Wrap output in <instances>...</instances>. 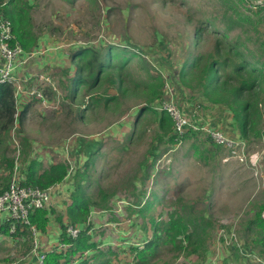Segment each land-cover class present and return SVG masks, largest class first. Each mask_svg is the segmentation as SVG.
Listing matches in <instances>:
<instances>
[{"label":"rangeland","instance_id":"obj_1","mask_svg":"<svg viewBox=\"0 0 264 264\" xmlns=\"http://www.w3.org/2000/svg\"><path fill=\"white\" fill-rule=\"evenodd\" d=\"M39 2L41 5L36 7L37 20L40 23L48 21L52 24L50 28L53 27L51 31L54 30L55 34L50 36V40L54 44L63 45L59 49L56 47L55 50L63 52L64 61L54 66H42L37 73L44 74H32L29 78L22 79L23 84L28 79L32 80L33 88H26L29 92L32 90L46 92L41 99L37 93H22L30 97L35 95L39 100V103L34 102L31 105L32 111L25 122L24 135L34 141L35 153L33 148L32 156L38 158L37 160L44 166L52 162L67 164L69 173L65 183L71 188L66 187L67 192L64 191V195L69 199L74 188V180L76 183L86 163L87 175L79 179V182L90 198L97 200V192L101 187L106 191L115 190V194L108 199L106 209L104 208L107 217L102 221L116 218L114 215L117 214L119 220L120 217H124L122 221L125 217L137 218L135 226L125 223L128 228L136 230L135 235L133 230H129L128 235L120 238V243L117 240L121 236L118 229L124 230L123 225L118 226L112 223L117 221L107 220L108 223L104 225L106 233L102 237L107 244L106 247H113L114 251L99 254L95 259L96 262L88 263L102 264L104 260L111 259L112 264H125L130 254L129 247L141 246L147 235L151 236L152 220L166 221L169 213L178 211L182 206L190 203L196 204V211L205 208L206 214L213 223L209 248L202 264H243L242 260H246L245 264H255L256 257L246 255L245 245L241 244L242 240L238 236V228L245 216L255 214L254 208L257 206L255 202L263 190L261 187H264L261 185L256 187L255 183H251L256 179L250 165L234 158L226 148L215 144L203 132L188 133V136L174 145L167 137H161L158 150L159 153L162 154L164 151L166 154L159 156V160L155 163L152 171L155 175L142 182L140 166L145 160L150 138L155 134V123L150 114L145 115L146 120L144 119L142 123L144 129H141L142 136L130 140L129 134L141 98L125 97L119 105L123 114L113 113L101 104L95 113H88L85 119H80L76 115L77 109L90 98L79 92L71 102L68 88L69 74L72 76L75 72V65L70 59L74 48L83 45L104 47L108 43L121 45L128 43L136 46L141 52L136 51L151 64L150 73L158 74L161 71L164 78L169 77L171 80L170 82L167 79L169 84L177 87V81L174 80H177L181 64L188 52L194 51L191 44L194 43L192 32L195 22L204 16L219 15L220 17L221 1L39 0ZM244 7L248 8L249 4L245 3ZM260 29L264 33V23L260 25ZM211 41L204 34L196 51L209 48ZM34 51L37 54L27 53L25 62L31 54L37 56L43 52L42 48ZM138 62V58H131L124 69V72L130 74L127 75L128 78L133 80L146 78ZM29 86L25 85V87ZM104 86L108 94L115 93L110 85L104 84ZM184 90L185 95L174 97L177 104H182L186 98L191 104L195 103L203 109V103L199 101L197 92L186 88ZM100 94L102 93L95 92V96ZM134 106L137 108L133 112ZM12 137L17 140L16 133H13ZM89 144L93 145V149L87 147L84 151L83 148ZM258 149H262L261 143L254 142L249 144L247 152H258ZM2 151L14 157L12 142L10 146L6 143L0 145V153ZM21 160L20 156V159H16L14 163L18 172ZM261 169L264 171V165ZM5 171L6 168L3 170L0 167V172L3 173L0 176L2 188L9 182L5 177L8 173L5 174ZM134 181L136 191L132 188L135 186ZM123 198L128 200L127 204L145 199L144 205L147 207L137 216L128 215L129 206L123 203ZM116 200L120 208L125 206L119 213L117 207L116 212L114 211L113 205L116 204ZM130 209L138 208L130 207ZM93 215L95 213L92 214V218ZM231 232L234 233L236 244L229 236ZM234 247H238L239 250ZM234 250L238 251L239 255ZM111 263L109 260V264ZM146 264L198 263L196 259H187L182 251H176L175 246L160 245Z\"/></svg>","mask_w":264,"mask_h":264},{"label":"trees","instance_id":"obj_2","mask_svg":"<svg viewBox=\"0 0 264 264\" xmlns=\"http://www.w3.org/2000/svg\"><path fill=\"white\" fill-rule=\"evenodd\" d=\"M220 1L222 4L220 17L219 15L204 16L195 22L192 32L194 43L191 44L194 51L188 52L181 64L177 80L174 81H177V89L182 90L180 96L185 95L184 88L195 90L201 103L227 108L232 114L233 124L239 130L241 138L251 144L264 137V33L260 29V25L264 23V5L255 6L253 0ZM245 3L249 4L248 8L244 7ZM40 5L39 0H35L34 3L28 0H0V20L1 18L10 20L14 42H17L27 53L34 51L33 46L42 31H46L50 36L55 34L54 30L51 31L53 27L50 28L52 24L48 21L35 22L33 8ZM204 34L206 38L212 40L211 45L205 50L196 51ZM126 44L108 43L104 47L83 45L74 48L70 59L75 65V72L68 77V88L71 102L79 92L90 98L77 109L76 115L80 119H85L88 113H95L101 104L105 109L120 114L123 110L119 105L125 97L141 98L138 108L132 107V110L137 108V113L129 138L134 140L135 137L142 136L143 120H146L145 115L150 114L155 123V134L150 138L145 160L140 166L143 176L141 180L144 182L155 175L152 172L155 163L159 160V156L166 154L164 151L161 154L158 150L161 137H167L174 145L189 134L199 132H187L180 139L176 137L169 114L157 108L164 98L165 79L170 82L171 80L169 77L164 78L161 71L158 74H151V64L138 52L140 50L134 45ZM120 46L128 50L119 48ZM131 58H138V64L145 72L146 78L133 80L127 77L130 74L124 72V69ZM104 84L110 85L115 93L108 94ZM97 91L102 94L95 96ZM175 97H177L176 92ZM183 101L188 103L186 98ZM175 102L177 103L176 100ZM193 104L200 109L198 105ZM178 105L183 113H186L185 107ZM25 116L26 109L16 110L15 87L8 83L0 84V145L6 143L10 146L12 142L14 150V157L5 151L0 153V167L3 170L6 168L5 174L8 173L5 177L10 182L15 160L20 159L21 156L20 163L27 164L26 179L22 181L24 184L47 188L62 182L68 173L66 163L56 162L43 167L36 158H28L31 141L19 134L23 131ZM16 124L18 128L15 127ZM13 133H16L17 140L13 139ZM210 153L213 154L212 150ZM91 155L93 159L94 152ZM86 169L85 163V169L79 174V179L85 178ZM2 174L0 172V176ZM79 179L76 183L74 180V188L70 194L71 202L66 210L68 221L63 226L64 230L67 224L86 223L91 207L106 209L108 199L115 194V190L106 191L101 187L97 192L98 199L93 200L86 194ZM9 182L3 188L0 187V191L5 189ZM132 188L136 191V184ZM195 209L196 204L188 203L178 211L169 213L166 221L152 220L153 236L141 247L131 248L133 254L131 264H146L160 245L175 246L176 251H182L187 259L196 257L197 260H203L209 248L213 223L206 214L205 208L200 211ZM257 213L253 219L240 223L238 236L249 246L252 256L260 259L255 261V264H264V219ZM47 215L45 209H37L30 214V223L38 230L44 231L48 221ZM10 223L11 220L5 225L8 232ZM19 228L18 225L15 233L20 231ZM25 229L30 230L24 225L23 230ZM63 235V241L71 245L66 251L47 252L42 264H68L77 252L95 247L87 233V227L81 229L75 239L68 238L66 233ZM238 247L234 248L239 250ZM106 263L107 260L102 262V264ZM81 264L89 263L83 260Z\"/></svg>","mask_w":264,"mask_h":264},{"label":"crops","instance_id":"obj_3","mask_svg":"<svg viewBox=\"0 0 264 264\" xmlns=\"http://www.w3.org/2000/svg\"><path fill=\"white\" fill-rule=\"evenodd\" d=\"M28 1L32 2V3L35 2V0H28ZM36 12H37V8L34 7L33 8V16H34L35 22L39 21V20H37ZM42 32L43 33L37 38L36 44L33 46L34 49L42 48L43 52H40L42 54L34 56L37 53H35V51H33L32 53H35V54H31V56H29L28 60L24 64L17 66L13 71L14 75L17 78H19L21 85H22V88H24L25 90H27L26 88H28V89L33 88L32 80L29 81V79H28L25 82V84H23L22 79L23 80L27 79L32 74H44L42 72L37 73V71L40 69V67H42V66H44V67L45 66H54V65H57L58 62L62 63L64 61L63 52L61 50H58L63 45L59 44V43H56V44L52 43L50 40V38H51L50 35L48 33H46L45 31H42ZM47 42H49V43H47ZM56 47L58 48L57 50H55ZM24 54H25V58H27V52L24 51ZM24 54L19 56L18 60L22 59L24 57ZM70 76L71 75L69 74V77ZM25 85H30V86L25 87ZM173 87H175V86H173ZM43 91L45 92V90H43ZM174 91H176V94L178 96L181 94L182 90H179V89H177V87H175ZM20 93L21 94H19L18 92L17 93L15 92V104H16V110H18V111L26 109V116H25V119H24L23 124H22V130H23L22 133L23 134L19 133L21 135H24L25 134V132H24L25 122L27 121L26 120L27 116L32 111L31 105L34 102L39 103V100L37 98H35L36 97L35 95H34V97H30L26 94H22L24 92H20ZM185 94H186V92H185ZM181 105L183 107H185L186 114H188L191 110H193L195 108L194 104H191L189 101H188V103L186 101H183ZM202 106H203V109L202 110L199 109V111H198L200 113L199 120L201 122L207 123L210 126L217 128V129L221 130L222 132H225L229 137L236 138V139H242L240 136L239 130L233 124L232 114L230 113V111L227 108L222 107V106H217V105H211L209 103H203ZM133 112H134V109H133ZM15 127L18 128V125L16 124ZM24 136L29 138L27 135H24ZM30 141H31V152L28 155V158H35L32 156L33 148H34V153H35L34 141H33V139H30ZM258 142L261 143V146H262V149H260V150L258 149L259 150L258 152L261 153V156H262L261 164L264 165V137ZM100 143H101V141H100ZM249 144L250 143H248V145ZM87 147L93 149V145L89 144L88 146L86 145L83 148V150L85 151L87 149ZM163 155H165V154H163ZM52 163H56V162H52ZM41 164L43 167H47V166H44L43 163H41ZM26 166H27L26 162L20 163V171L19 172H18L17 166H14L12 177H14V176H15V178L18 177V180L24 181L26 179L25 178ZM66 178L67 177H65V179L62 182L57 183V184L52 186L51 202L48 205V207L44 208L48 212V215H47L48 221H47V225H46L44 231H40L36 228L35 233H33L31 230H28V229L20 230L19 232L14 233V234L9 233L7 231V228L5 227L6 223L10 220L9 219V213H8V211L0 212V264H39L40 257L44 256L47 252H50L53 250H56L57 252L66 251V249H63V248L61 250L59 249V244L61 242H63V236H64L63 234L66 233L65 230L63 229V226L68 221L67 216H66L67 206L71 202V197L69 199L64 195V191L67 192L66 187L71 188V186L68 187L67 184L65 183ZM251 183H255L256 187H261L260 184L257 182V180L251 181ZM261 188L263 190H261V193H259V197L256 199L257 202H255V203H257V206L254 208L255 214L253 216H251L252 215V213H251V214H249V217L245 216L244 221H249V220L253 219V217L256 216L257 212L260 214L261 211L264 210V187H261ZM123 199H124L123 203H125V205L127 207L129 206L128 215L129 214H133V215L135 214V216H137L140 213L144 212L145 208L147 207V205H144V203L146 202L145 199L138 200V202H136V203H133V201L131 199L132 203H129V204H127L128 200H125V198H123ZM117 201L118 200H116V204L113 206L115 209L114 211L116 212V207H117L118 208L117 212L119 213V212H121L122 208H125V206H121V208H120L119 205H117ZM249 203L250 202H248V204ZM130 207H135V208L142 207V208L137 209V210H132V209H130ZM105 212H106V210H104V209H101V208L97 209L96 207H91L89 215L87 217L88 218L87 222L78 224L81 229H84L85 227H87V233L90 235L91 242L94 243L95 249L94 248L87 249L86 251H88V252H87L86 256H80L77 260H73V258L76 255L80 254V252H77L74 256L71 257L68 264H71L73 261L75 262V264H81V262H83V260H86L87 262L93 263V262H96L95 259L99 256V254L106 253L110 250L114 251L113 247H110V248L106 247L107 244H106V242H104L103 237H102L106 233V230H105L106 228L104 225H105V223H108V222H106L107 220L117 221V222H112V223H116V225H118V226L123 225L124 230L118 229V231L121 233V236L117 238L119 243L121 242L120 238H124L126 235H128L130 233L129 230H131V231L133 230V235H135L136 230L133 228H128L125 223H131L132 225L135 226L137 218L132 219L130 217H125L124 221H122L124 217H120L121 220H119V219H117V216H118V214H117V215H114V216H116V218L112 217L111 219H107L105 221H102L104 218L107 217ZM93 213H95V215H93V218H92ZM121 216H122V214H121ZM260 217H261V215H260ZM262 219H264V218H262ZM155 221H157V220H155ZM102 222H103V224L101 225ZM152 236H153V229L151 231V236H150V234H148L147 238L144 239V242L150 240L152 238ZM241 244L245 245L244 248L246 249V254L252 253L251 249L249 248V246L247 244L243 243V241ZM122 248H123V245H122ZM131 248H134V247L133 246L129 247L130 254L127 257V262H126V263H130V264L133 262L132 261L133 260V258H132L133 254L131 252ZM242 248H243V246H242ZM127 250H128V248H127ZM234 251L236 252V250H234ZM236 253L238 254V252H236ZM125 254H126V252H125ZM191 259H196V257H191ZM109 260L111 263V259H109ZM109 260H107V264H109ZM203 260H197L196 259V263L202 264ZM249 260H252V259L249 258ZM245 261L246 260H242V263L245 264ZM123 263H125V262H123Z\"/></svg>","mask_w":264,"mask_h":264},{"label":"built area","instance_id":"obj_4","mask_svg":"<svg viewBox=\"0 0 264 264\" xmlns=\"http://www.w3.org/2000/svg\"><path fill=\"white\" fill-rule=\"evenodd\" d=\"M256 4L264 5V0H253ZM24 54L23 48L14 42V35L11 30V22L7 18L0 20V84L8 83L15 87V92L37 93V96L43 98L44 94L40 90L28 91L21 87V82L13 71L17 66L25 63L24 57L18 60V57ZM42 78V77H41ZM48 80V78H45ZM175 91L169 81L165 79L164 82V98L157 108L166 111L171 120L173 132L178 139H180L187 132H203L208 135L212 141L224 148L233 155L234 158L239 159L244 164H248L253 169L254 177L257 182L264 186V172L261 169L262 156L261 153L253 151L247 152L248 143L243 139H236L225 135L221 130L210 126L207 123L199 120L200 113L195 107L188 114L183 113L181 107L175 102ZM180 142V141H179ZM69 170V169H68ZM69 173V172H68ZM68 176V174H67ZM66 176V177H67ZM22 181L11 178L8 186L0 191V212L8 211L9 219L11 220L9 233L14 234L17 230H23L24 225L35 233L36 228L30 223L29 216L37 209H44L48 207L52 197V186L41 188L29 184H24ZM123 201V200H122ZM264 218V210L260 213ZM81 231L77 224H67L65 232L68 238L75 239L79 236ZM231 239L236 241L234 233H229ZM71 244L61 242L59 249H67ZM88 251H84L76 255L73 260H77L80 256H86ZM252 256V254H246ZM44 256L39 259V264H42ZM255 261H260L258 258ZM71 264H75L73 261Z\"/></svg>","mask_w":264,"mask_h":264},{"label":"clouds","instance_id":"obj_5","mask_svg":"<svg viewBox=\"0 0 264 264\" xmlns=\"http://www.w3.org/2000/svg\"><path fill=\"white\" fill-rule=\"evenodd\" d=\"M15 177V176H14ZM14 177H12V178H14ZM80 253H82V252H80ZM259 259V258H258ZM260 260V259H259Z\"/></svg>","mask_w":264,"mask_h":264}]
</instances>
